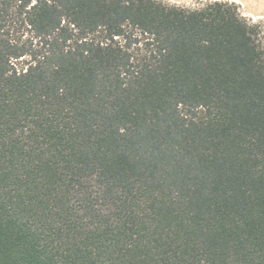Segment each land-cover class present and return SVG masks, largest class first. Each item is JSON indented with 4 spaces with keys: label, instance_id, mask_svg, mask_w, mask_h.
Listing matches in <instances>:
<instances>
[{
    "label": "trees",
    "instance_id": "16d2710c",
    "mask_svg": "<svg viewBox=\"0 0 264 264\" xmlns=\"http://www.w3.org/2000/svg\"><path fill=\"white\" fill-rule=\"evenodd\" d=\"M0 264H264V21L0 0Z\"/></svg>",
    "mask_w": 264,
    "mask_h": 264
},
{
    "label": "rangeland",
    "instance_id": "374dc122",
    "mask_svg": "<svg viewBox=\"0 0 264 264\" xmlns=\"http://www.w3.org/2000/svg\"><path fill=\"white\" fill-rule=\"evenodd\" d=\"M166 3L187 8H198L208 2L229 1L240 7V12L253 22L264 21V0H161Z\"/></svg>",
    "mask_w": 264,
    "mask_h": 264
}]
</instances>
